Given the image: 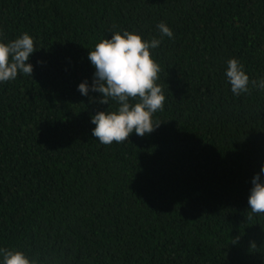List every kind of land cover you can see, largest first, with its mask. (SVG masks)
<instances>
[{"label": "trees", "instance_id": "trees-1", "mask_svg": "<svg viewBox=\"0 0 264 264\" xmlns=\"http://www.w3.org/2000/svg\"><path fill=\"white\" fill-rule=\"evenodd\" d=\"M124 31L161 41L149 51L165 101L151 133L104 145L91 117L119 104L78 85L92 84L88 51ZM24 33L32 75L0 82V250L30 264H264V213L248 205L264 90L237 96L226 77L235 58L264 80V0H0V43Z\"/></svg>", "mask_w": 264, "mask_h": 264}, {"label": "clouds", "instance_id": "clouds-1", "mask_svg": "<svg viewBox=\"0 0 264 264\" xmlns=\"http://www.w3.org/2000/svg\"><path fill=\"white\" fill-rule=\"evenodd\" d=\"M157 28L162 36L173 37L165 23H159ZM160 43L155 38L143 41L139 35L124 31L123 34H112L111 39H102L93 51H88L87 58L95 69L92 84L81 82L78 91L83 96H88L89 91L99 93L101 104L108 105L109 98L119 104L117 111L98 112L91 117V123L95 125L92 135L101 144L127 141L133 132L143 137L157 127L153 126L152 115L163 110L165 96L156 83L160 67L151 58L149 50L157 48ZM34 52L33 39L27 33L7 45L0 43V82L14 80L18 71L31 76L33 68L26 61ZM227 64L226 77L233 94L249 93L250 83L253 88L264 90V80L250 82L237 59H230ZM130 98L138 99V102L133 105ZM262 175L264 164L251 182L248 205L252 213H264ZM0 251L3 252V264H30L20 251Z\"/></svg>", "mask_w": 264, "mask_h": 264}]
</instances>
